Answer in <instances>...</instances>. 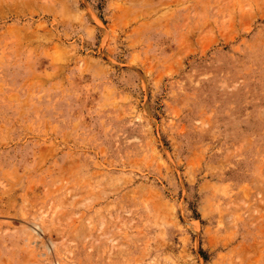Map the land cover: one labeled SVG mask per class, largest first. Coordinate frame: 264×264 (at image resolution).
Listing matches in <instances>:
<instances>
[{
    "label": "rangeland",
    "instance_id": "374dc122",
    "mask_svg": "<svg viewBox=\"0 0 264 264\" xmlns=\"http://www.w3.org/2000/svg\"><path fill=\"white\" fill-rule=\"evenodd\" d=\"M0 1V264H264V0Z\"/></svg>",
    "mask_w": 264,
    "mask_h": 264
},
{
    "label": "bare ground",
    "instance_id": "6f19581e",
    "mask_svg": "<svg viewBox=\"0 0 264 264\" xmlns=\"http://www.w3.org/2000/svg\"><path fill=\"white\" fill-rule=\"evenodd\" d=\"M1 2V1H0Z\"/></svg>",
    "mask_w": 264,
    "mask_h": 264
}]
</instances>
